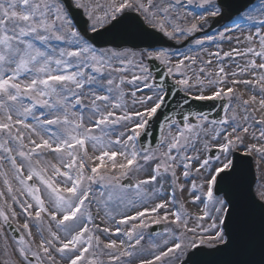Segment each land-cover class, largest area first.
<instances>
[{
  "label": "snow or ice",
  "instance_id": "snow-or-ice-1",
  "mask_svg": "<svg viewBox=\"0 0 264 264\" xmlns=\"http://www.w3.org/2000/svg\"><path fill=\"white\" fill-rule=\"evenodd\" d=\"M72 5L88 12L90 30L97 34L98 27L107 24L115 26L124 18L126 11L131 10L140 12L151 27L176 40L187 39L200 31L210 19L219 22L228 18L240 31L255 28L254 32L249 31L244 36L246 48L223 52L224 57H252L245 65H237L239 71L230 75L243 76L251 71L254 81L232 79L229 86V73L219 66L215 79L211 78L213 73L205 74L208 85L215 86V91L204 95L205 80L193 72V81L185 71L187 66L183 60L172 64L169 54L164 51L147 53L149 59L164 64L169 75L182 77L175 84L185 92H191L194 86L199 85L201 94L195 99L226 100L227 103L224 105L225 116L220 120L208 122L206 115L198 113L199 120L195 124L190 122L189 116L183 117L182 125L171 121L176 126V132L173 134L169 130L160 141L161 146L166 145L164 151H159V147L144 149L142 144L137 148L142 134L147 136L149 118L156 116L171 92L165 88L163 81L149 83L152 75L142 62L134 65L139 74L133 73L131 79L114 75L128 71L125 65H132L133 61L126 51H98L87 35L88 29H78L73 23L68 11ZM186 6L201 8L203 12L185 11ZM99 8V5L93 7L86 0H0V177L8 196L19 205L25 216L23 225L17 227V231L22 227L28 236L25 240L21 235L17 244L20 264H33V261L35 264H60L64 260L68 264H104L100 259V255L104 254L109 257L110 264H125L121 257L137 254L136 246L144 239L143 230L161 223L173 224L179 232L177 234L166 228L165 232L172 234L171 246L158 253H149L152 258L142 259L141 264H188V260L196 256L204 245H223L225 249L233 247L234 236L229 223L240 215L241 210L233 205L231 199L225 200L216 193L223 191L222 186L233 176L235 165L230 156L234 149L244 147L246 154H258L264 162V143H245L246 135L264 141V115L259 119L252 115L256 111L264 113V0L259 3L256 0H245L243 3L239 0H159V3L157 0H147L146 3L145 0H110L102 16L96 11ZM189 15L193 17L191 22L187 19ZM229 31L228 25H224L219 39L231 41L233 37L227 34ZM207 39L214 41L216 37ZM235 39L240 42V37ZM257 42L258 48L255 46ZM204 43V40H195L196 45ZM209 55L220 57L221 52ZM256 57L260 58L259 64ZM185 59L196 63L195 57ZM204 63L211 65L212 61ZM117 64L120 66H115ZM204 72L201 67L199 73ZM139 83L152 94L137 100L136 91H132L133 104L143 105L144 110L129 112L124 100L126 93L121 85ZM237 84L258 85L261 98L257 100L256 95H251L247 100L242 99L235 90ZM85 100L88 102L85 103ZM233 100L245 112L243 117H238L232 106ZM250 105L257 107L249 112ZM114 109H120L121 114L117 115ZM249 120L260 126L259 136L255 131L249 133V128L253 127ZM117 125L127 131L119 132L112 140L110 132ZM216 125L223 126V130ZM96 129L102 135H96ZM205 136L210 137L211 143L203 138ZM197 138L201 140L202 149L194 147ZM89 146L93 155L88 152ZM189 147L200 154L186 155ZM211 148H217L220 155H204ZM46 151L52 153L58 163H42ZM174 151L176 155H173ZM17 158L20 163H17ZM5 162L10 165L11 179L4 170ZM177 167H182L183 178L190 180L193 203L198 201L204 205L199 215L189 213L175 194L171 200L162 195L161 181H168L169 178L175 189L184 190ZM144 171L149 172L147 179H139L134 185L123 183L131 174ZM12 180L18 184L15 189ZM198 180L202 182L197 183ZM155 184L160 187L146 191L148 186ZM42 189L47 203L45 196L41 195ZM131 189L134 193L130 196ZM197 192L200 194L197 195ZM17 193L19 196L26 195L31 202L29 199L20 200ZM4 196L5 192L0 191V198ZM260 196L264 199V191ZM111 201H115L117 206L135 209L134 214H123L115 221L116 234L122 232L119 225H131L123 231V235L127 241L134 243L126 244L125 240H121L117 244L116 240H110L101 247L100 236L93 233L90 227L93 221L91 205L95 202L107 207ZM169 205L178 207L173 211ZM259 209L258 242L249 238L240 245L242 257L258 251L259 259L241 258L235 264H264V203L259 205ZM161 210H164L163 215ZM42 214L49 218L47 238L44 236ZM106 215L115 219L111 213L106 212ZM16 216L12 205L4 200L0 204V234ZM169 216L173 219L169 220ZM191 219L195 220V224L190 227ZM29 220L35 222L40 236L38 245L32 239ZM50 222H55L56 231L52 230ZM94 227L103 233L112 232L109 227ZM164 243L169 244V240ZM152 247L159 248V245L153 244Z\"/></svg>",
  "mask_w": 264,
  "mask_h": 264
},
{
  "label": "rangeland",
  "instance_id": "rangeland-1",
  "mask_svg": "<svg viewBox=\"0 0 264 264\" xmlns=\"http://www.w3.org/2000/svg\"><path fill=\"white\" fill-rule=\"evenodd\" d=\"M86 2L90 3L93 7H95V5H99L100 8L96 9V11L98 14H100L102 16L103 10L107 8L108 4L110 3V0H86ZM146 2H147V0H145V3ZM259 2H260V0H258L257 3H259ZM157 3H159V0H157ZM131 11L140 13V12L135 11V10H131ZM185 11H190L193 13H200V12H203V9L195 7V6H193L192 8H188L186 6ZM84 14H85V16H87L89 18L88 12L85 9H84ZM173 19H174V17H173ZM187 19H188V22H191L193 17L191 15H189ZM212 21H213V19H210L209 23L205 24L201 28L200 31H203L204 29H207L210 25H212ZM177 22L181 23V24L184 23V21H177ZM107 25H109V24H107ZM107 25H105V26H107ZM213 25L214 26L211 27L212 30H210L211 33H209L210 35H208L206 37L203 36V37L197 38V39L205 41V43L203 45H196L195 40H192L185 47L182 48V49H184L183 51H179L176 53L173 51L162 50V51L169 54V58H170L172 64H175L179 60H183L184 64L187 66L185 71H186L188 76L192 77L193 81H195V76H193V72L198 73L201 76V78L205 80L204 91H203L204 95H211L212 92L215 91V86L208 85L207 78H206L205 74L208 72H211V73H213V76L211 78L215 79L216 78L215 73L218 70L219 66H223L225 69V72L229 73V76H228L229 86H231L230 81L232 79L254 81V76H253L251 71H249L248 73H246L243 76L232 77L230 75L234 71L235 72L239 71V68L237 67V65H240V66L245 65L247 60L249 58H252V57H241V56L224 57L223 52H230L233 49L243 50L244 48H246L247 45L244 42V36L248 35L249 31L254 32L255 28H244L243 31H240L237 29L236 24L230 23L228 26L230 31L227 34L231 35L233 37V39L231 41H229L227 39H225V40L219 39V32L223 31L224 27L217 29V27H220V26H217L215 28V23ZM99 28H103V27H98V29ZM191 36H193V35H191ZM208 37H216V39L214 41H208V39H207ZM235 37H240L239 43L237 42ZM173 40H175V42L178 45H180V43L182 41H184L185 39L180 38L179 40H176V39H173ZM255 46L258 48V46H259L258 42L255 44ZM98 51H100V50H98ZM217 51L221 52L220 57H214V56L209 55V53H215ZM122 52H125V51H122ZM126 52L128 53V58L133 61V64L132 65H125V67L128 68V71L123 72V73H114V75H116L117 77L120 75H123V76H126L128 79H131V76L133 75V73L139 74L138 70L135 68L134 65L137 63H140V62H142L145 66H147L149 68V65L147 63V59H148L147 53H149V52H130V51H126ZM153 52H158V51H153ZM141 53H143L144 55H141ZM133 54H135V55H133ZM185 57H195L196 63L192 64L191 61L188 59H185ZM255 59H256L257 64H259L261 62L260 58L256 57ZM208 60L212 61L211 65H206L204 63L205 61H208ZM115 66L119 67L120 65L117 64ZM201 67H203L205 69L204 73H199V69ZM105 75H107V73H105ZM170 76L174 79V81L182 78L181 76H178V75H170ZM153 81H154V76L152 75V80H150L149 83H152ZM117 83H119V80H117ZM219 86L223 87V85H219ZM121 87L123 88L124 92L126 93V95L124 97V100L127 104L126 110L129 112L143 111L144 110L143 105H141L139 103L133 104V97L131 96V92L136 91V99L137 100L142 98V97H146L148 95H151L152 93L148 89L143 88L142 83H139L137 85L123 84V85H121ZM138 88L140 90H137ZM199 89H200V86L196 85L192 88L191 92H186V93L192 97H195V96L201 94ZM235 90L238 94H240L242 96V99H244V100L249 99V97L251 95H256L257 100H259L261 98V93L259 91L258 85L256 87H253L252 85L237 84V85H235ZM87 91H88V89L86 88L85 89L86 94H87ZM100 94H107V93H100ZM113 95H115V93H113ZM87 102L88 101L85 100V103H87ZM232 106L235 107L238 117H243L245 115V112H243L241 110V108L238 106V102L236 100L232 101ZM255 107H257V105H250L249 106V112H251V109L255 108ZM39 111L40 110L38 109L37 115H39ZM114 111L116 112L117 115L121 114L120 109H114ZM252 115H254L256 117V119H259L262 115H264V113H262L261 111H256V112L252 113ZM198 120L199 119L196 120V123L198 122ZM28 122L29 123L32 122L30 118H29ZM208 122H211V121H208ZM248 123L253 125V127L249 128V133L255 131L256 135L259 136L258 129L260 126L257 125L255 123V121H253V120H249ZM215 127L221 128L223 130V126L216 125ZM169 130H171V132L173 134H175L176 126H171V127L167 128L165 133H164L163 138L168 135ZM230 130L231 129H228V131H230ZM121 131H127V130L122 128L119 125L113 126V130L110 132V138L112 140H115L118 133ZM95 134L96 135H102V133L100 132L99 129L95 130ZM201 135H203V134H201ZM33 138L35 139L36 137H33ZM203 138L205 140H209V142L211 143L210 137L205 136ZM37 142H39V141L37 140ZM25 143H27V139H25ZM245 143L246 144L255 143V144L259 145L260 143H264V141L252 139L250 135H246ZM194 147L196 149H202L203 145H202L201 140L199 138H197L194 141ZM137 148H139L138 143H137ZM165 149H166V145H163V146L160 145L159 146V151H164ZM213 149L218 150L217 148H211L207 153H204V155H207L210 157V151H212ZM235 151H239L242 153L247 152V150L244 147L234 149L233 152H235ZM88 152L90 155L94 154L92 152V149L90 146L88 147ZM176 154L177 153H175V151H174L173 155H176ZM185 154L189 155V156H194V155H199L200 153L194 152L193 149L191 147H189ZM251 155L254 157L255 168H256V173H257V177H258L256 186H255V192L257 194V197L261 199L260 193H261V191H264V162H262L260 160V157L258 154H251ZM230 159H232V154L230 156ZM43 161H50L52 163H58L56 157L52 153L47 152V151L43 153L42 163H43ZM17 163H20L19 158H17ZM154 163L155 162H153V164ZM195 167H196V164H195V162H193V168H195ZM4 170L7 171L8 176L11 179L12 171H11L10 165L7 162H5V164H4ZM176 171H177V175L181 177L180 183H183L185 185L184 190L181 192V191L175 189L171 185L170 178H169L168 181H161V183L163 184L162 195L165 196L164 193L170 189V191H172V196L167 197L169 200H171L173 198V195L175 194V198L179 202L184 204L185 209L189 213L194 214V215H199L200 209H202L204 207V205L199 204L198 201L193 203V193L191 191L190 180H185L183 178L182 167H177ZM24 175L26 176L27 172H25ZM148 175H149V172L144 171V172H140V173H133L130 175L129 178L132 179V181H134V184H135L136 181L139 179H147ZM192 178L193 179L195 178L194 173H193ZM33 182H35V181H30L29 183H33ZM201 182L202 181H199V180L197 181V183H201ZM12 184H13L14 189L18 187V184L15 180H12ZM153 187L159 188L160 185L159 184L150 185L147 187L146 191L151 192ZM0 191L5 192V196L3 198H0V204H3L4 200H7V202L12 205V208L17 213L16 219L13 220L11 223L13 225H15L16 227H18L19 225H23V223L25 222V216L22 214V210L19 207V205L13 203L11 198L8 196V194L6 192V187L3 184V178L2 177H0ZM133 193H134V189L129 190L130 196L133 195ZM196 194L199 195L200 193L197 192ZM17 195H18V198L20 200L29 199V202H31L30 198H28L26 195L25 196H19L18 193H17ZM41 195L45 196V200L47 203V196L44 194L43 189L41 190ZM261 200L264 202V199H261ZM156 202H159V200H156ZM197 204H199V207H197ZM169 207L171 210L175 211L176 207H178V205H176V206L169 205ZM91 209L93 212V221H92V224L90 225V227H92V231L94 234L100 236V239L102 241L101 247H103L104 243H108L110 240H116L117 244H119L121 240H125L126 244L127 243H134V241H130V242L127 241L126 237L123 235V231H127L131 225L130 224L129 225H119V227L122 229V232L120 234H116L115 228L117 227V224L115 221H118L119 219H121V216L123 214H127V215L134 214L135 209H133L131 206H128L127 208H125L124 205L117 206L115 201L108 202L107 207L103 204L97 205L94 202L91 205ZM5 211H7V208H5ZM33 211H34V209H33ZM163 211L164 210H161V215H163ZM106 212L111 213V215L115 219L114 220L109 219L108 216L106 215ZM42 216H43L44 221H45L44 236L47 238L48 232H47L46 228L49 224V218L45 214H42ZM172 219H173V217L169 216V220H172ZM28 223H29V228L32 232V239L35 241V244L38 245L40 242V236L37 234L35 222L33 220H29ZM50 223H51L52 230L56 231L55 222H50ZM194 224H195V220L191 219L189 221V226L190 227L194 226ZM94 225H99L101 229L104 227H109L112 229V232L111 233H103V232L99 231L98 229H96L94 227ZM153 225H159V224H152L150 227H152ZM160 225H163L165 227L164 231L161 234H158L156 236H151L150 234L147 233V230L150 227L147 229H144L143 230L144 239L141 241L140 245L136 246L137 254L134 255L133 257H121V260L125 261V264H127L128 261H131V264H141L142 259H151L152 258V256L149 255V253H158L159 251L166 250L167 247L171 246L172 234L170 232H165V229L167 228V229L174 230L177 234H178L179 230L176 229V226L173 224L161 223ZM205 226H207V224H205ZM20 234L24 236L25 240L28 239V236L24 232L22 227L20 228ZM61 236L63 237L62 233H61ZM165 240H169V244L166 245L164 243ZM5 242L7 244V248H5ZM18 242H19V239H15L9 233V231L7 229V225H5L3 228V233L0 234V262L2 264H12V262H14V264H20V258H19L17 251H16ZM153 244L159 245V248H153L152 247ZM204 246L210 247L208 245H204ZM106 252H107V250H105V253ZM141 252L143 253V255H140ZM97 255H99V253H97ZM57 259H59L58 255H57ZM100 259L104 261V264H110L109 257L107 256V254L100 255ZM25 264H27V262H25ZM33 264H35V261H33ZM60 264H68V262H67V260H64V261H61ZM157 264H159V262H157ZM177 264H178V262H177Z\"/></svg>",
  "mask_w": 264,
  "mask_h": 264
},
{
  "label": "water",
  "instance_id": "water-1",
  "mask_svg": "<svg viewBox=\"0 0 264 264\" xmlns=\"http://www.w3.org/2000/svg\"><path fill=\"white\" fill-rule=\"evenodd\" d=\"M239 2L243 3L245 0H239ZM68 11L78 29H88L90 21L84 16L82 8L72 5ZM229 21L228 18H225L219 20V23ZM98 32L99 34H90L87 31V35L91 38L94 45L105 49L113 48L117 51L178 48L187 45L193 39L191 38L182 43V45L177 46L175 42L169 40L162 32L155 28L147 27L139 14L130 11H126L120 23L115 24V26L111 24ZM148 62L151 73L155 75V83L159 84L163 81L165 88L170 90L171 95L167 96L164 106L150 120L147 126V136H142L140 141L144 149L156 148L160 144L165 127L172 124L171 121L173 120L182 125L184 116H189V120L192 121V118L197 116L198 113L206 115L207 118L214 121L223 118L226 101L193 99L183 94L179 86L173 83L163 65L155 59H148ZM217 154L215 151L211 156L214 157ZM234 165L235 170L231 180L222 186L223 191L216 193V195L223 194L226 200L231 199L233 205L241 210L240 215L229 223L234 236V246L225 249L222 245L210 250L202 247L196 256L188 260L189 264H235V261L241 258L259 259L258 251L252 252L245 257L240 254L242 242L249 240V238L258 242L259 238L261 217L259 205L261 202L256 199L253 193L255 172L252 158L235 153ZM129 182L131 181L127 180L123 183L128 184ZM225 193H227V196H225ZM11 231L16 235L13 228H11Z\"/></svg>",
  "mask_w": 264,
  "mask_h": 264
},
{
  "label": "bare ground",
  "instance_id": "bare-ground-1",
  "mask_svg": "<svg viewBox=\"0 0 264 264\" xmlns=\"http://www.w3.org/2000/svg\"><path fill=\"white\" fill-rule=\"evenodd\" d=\"M164 195L166 196V198L167 197H171L172 196V191H170V189L168 190V191H166L165 193H164ZM164 196V197H165Z\"/></svg>",
  "mask_w": 264,
  "mask_h": 264
}]
</instances>
